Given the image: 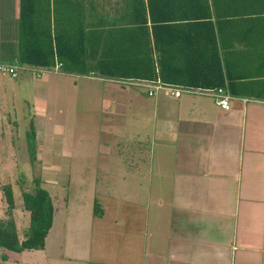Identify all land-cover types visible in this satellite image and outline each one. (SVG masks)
<instances>
[{"label": "crops", "instance_id": "crops-1", "mask_svg": "<svg viewBox=\"0 0 264 264\" xmlns=\"http://www.w3.org/2000/svg\"><path fill=\"white\" fill-rule=\"evenodd\" d=\"M244 15L249 17L250 13ZM19 22L20 0H0L2 62L17 59ZM111 90L116 94L118 89ZM152 99L136 98V121L143 129L150 127L152 150H146L143 143L148 139L142 137L135 169L130 172L137 190L151 185L167 191V200L157 203L162 212L151 217L143 212L114 216L106 213V205L103 214L95 216L93 199L85 216L75 217L79 225L72 231L86 246L94 229L102 231L103 245L119 246L120 255L108 262L92 261L83 251L85 246L74 247L72 256L65 258L81 257L66 264H264V100L232 95L229 109L224 110L205 94L185 93L174 98L160 92ZM116 102L114 97L112 103ZM118 111H122L121 105L113 106L109 114ZM150 154L152 166L145 164ZM104 170L111 173L109 167ZM122 170L127 182L124 175L129 174L128 169ZM97 179H92L93 186L102 183L101 177ZM65 196L64 209L60 210L65 215L63 223L56 225L54 206L53 225L45 248L39 250L45 256L53 249L58 228L65 229L67 235L71 230L68 221L74 206Z\"/></svg>", "mask_w": 264, "mask_h": 264}, {"label": "trees", "instance_id": "trees-1", "mask_svg": "<svg viewBox=\"0 0 264 264\" xmlns=\"http://www.w3.org/2000/svg\"><path fill=\"white\" fill-rule=\"evenodd\" d=\"M263 26L264 0H20L19 50L12 63L204 91L224 87L236 97L264 100ZM25 139L34 162L33 120ZM31 182L21 192L29 214L22 231L13 185H0V247L16 253L43 250L53 225L49 191L41 178ZM93 214H103L98 200Z\"/></svg>", "mask_w": 264, "mask_h": 264}, {"label": "rangeland", "instance_id": "rangeland-1", "mask_svg": "<svg viewBox=\"0 0 264 264\" xmlns=\"http://www.w3.org/2000/svg\"><path fill=\"white\" fill-rule=\"evenodd\" d=\"M117 83L59 70L49 71L39 78L28 70L15 78L0 74V185L8 182L13 185L14 215L19 230L22 231L29 218L28 212L22 209L21 192L31 187L34 177L41 178L42 186L52 195L57 226L65 218L60 211L64 209L65 195L74 206V212L69 213L71 230L67 235L65 229L58 228L48 256L39 250L16 253L0 247V264L73 263L81 256L76 253L77 256H73L76 259L69 260L64 255L71 257L74 247L78 250L84 246L85 255L92 261L108 262L118 258L119 246H104L102 231L94 229L87 246L81 244V239L72 231L73 226L79 225L75 217L85 216L83 213L88 212L93 199L98 200L103 209L107 205L106 213L114 216L143 212L151 217L162 212L163 207L159 208L157 203L159 199L167 200V191L152 189L151 185L137 190L135 176L130 172L135 169L136 150L142 137L148 139L143 143L146 150L150 153L152 150L150 127L143 129L136 121V98L152 101L160 92L150 98L144 89L122 87ZM111 88L118 89L116 94ZM114 97L116 103H112ZM112 105L117 108L121 105L122 111L110 115ZM31 120L36 127L37 159L34 162L29 160L25 139ZM149 158L145 164L152 166L151 154ZM108 167L111 173L104 170ZM127 169L126 182L120 172ZM95 177L96 181L101 177L102 183L96 185L95 182L93 186ZM4 209L0 192V217ZM117 233L115 238H119ZM85 239L88 243V237ZM49 242L51 245V236Z\"/></svg>", "mask_w": 264, "mask_h": 264}, {"label": "built area", "instance_id": "built-area-1", "mask_svg": "<svg viewBox=\"0 0 264 264\" xmlns=\"http://www.w3.org/2000/svg\"><path fill=\"white\" fill-rule=\"evenodd\" d=\"M32 71L36 77H41L43 74L58 70V65L54 69H49L45 67H38L28 64L21 63H9L0 61V74L8 75L11 78H15L22 71ZM123 86H133L135 88L144 89L148 96H153L157 92H164L169 94L174 98H179L182 94H205L210 95L214 98L216 105H218L221 109L228 110L230 100L232 99V95L226 88H218L215 91H204L200 89H195L192 87H183V86H173V85H165L158 82H146L140 80H116Z\"/></svg>", "mask_w": 264, "mask_h": 264}]
</instances>
